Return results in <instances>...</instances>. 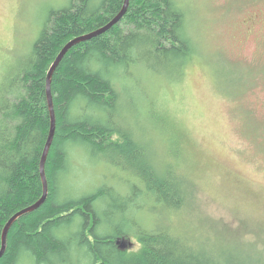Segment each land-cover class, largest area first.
I'll use <instances>...</instances> for the list:
<instances>
[{"label":"trees","instance_id":"16d2710c","mask_svg":"<svg viewBox=\"0 0 264 264\" xmlns=\"http://www.w3.org/2000/svg\"><path fill=\"white\" fill-rule=\"evenodd\" d=\"M124 4L71 0L52 9L31 52L5 75L0 87V250L7 222L44 192L41 159L51 127L46 79L52 63L70 40L105 26ZM187 31L186 13L176 0H129L120 21L66 52L51 84L56 129L45 163L48 196L13 222L0 264H264L255 252L224 258L197 248L170 224L153 229L142 217L163 207L181 208L188 176L182 163L184 175L161 158L155 137L165 135L150 134L149 122L163 111L155 87H147L149 107L141 102L137 110L149 119L145 125L123 113L122 86L154 74L182 79L198 51ZM177 127L170 142L175 147ZM76 154L91 164L105 160L113 176L124 172L125 177L119 186L83 190L76 182ZM132 235L139 249L121 248L117 239Z\"/></svg>","mask_w":264,"mask_h":264},{"label":"rangeland","instance_id":"374dc122","mask_svg":"<svg viewBox=\"0 0 264 264\" xmlns=\"http://www.w3.org/2000/svg\"><path fill=\"white\" fill-rule=\"evenodd\" d=\"M176 1L198 49L183 78L154 74L122 86L123 113L145 125L149 119L137 110L151 101L147 87H155L163 111L149 122L150 134L165 135L155 137L161 158L184 175L182 163L188 176L181 208L143 213V220L153 229L170 224L191 245L224 258L255 252L264 260V0ZM70 2L0 0V87L19 58L31 52L49 12ZM171 126L180 129L176 147ZM74 164L83 190L119 186L125 177L113 176L105 160L91 164L76 154ZM132 236L122 237L129 251L139 249Z\"/></svg>","mask_w":264,"mask_h":264},{"label":"water","instance_id":"95a60500","mask_svg":"<svg viewBox=\"0 0 264 264\" xmlns=\"http://www.w3.org/2000/svg\"><path fill=\"white\" fill-rule=\"evenodd\" d=\"M129 5V0H125V4L123 6V8L121 9V11L109 22L107 23L105 26L92 31L90 33L78 36L73 38L72 40H70L64 47L63 49L60 51V53L57 55L56 59L54 60V62L52 63L49 71H48V75H47V79H46V87H47V99H48V105H49V109H50V115H51V127H50V132H49V136L46 142V145L44 147L43 150V154H42V159H41V176H42V180H43V185H44V192L43 195L40 199H38L34 204L22 209L21 211H19L18 213H16L13 217H11V219L7 222V224L5 225L3 234H2V248L0 250V257L4 254V252L6 251L7 248V236H8V232L9 229L11 227V225L13 224V222L21 215L35 210L37 208H39L47 199L48 196V178L46 175V169H45V163H46V159L48 156V152L51 146V143L53 141V137H54V133H55V129H56V112H55V105H54V98H53V93H52V77H53V73L55 71V68L57 67V65L60 63V61L62 60L63 56L66 54V52L75 44L89 39L93 36L99 35L107 30H109L114 24H116L118 21H120L122 19V17L125 15L127 8ZM117 243L120 245L121 248H128L129 243L126 242V238H118L117 239Z\"/></svg>","mask_w":264,"mask_h":264}]
</instances>
